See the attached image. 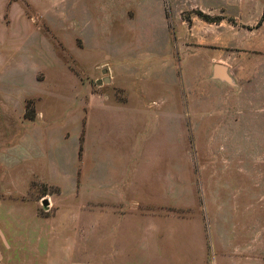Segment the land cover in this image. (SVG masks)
<instances>
[{
  "label": "crops",
  "instance_id": "1",
  "mask_svg": "<svg viewBox=\"0 0 264 264\" xmlns=\"http://www.w3.org/2000/svg\"><path fill=\"white\" fill-rule=\"evenodd\" d=\"M167 3V19L176 24L174 41L172 46L168 40L159 62L170 69L173 60L174 69H170L169 78L146 79L137 89L132 87L133 76L126 73L131 72V58L119 57V65L114 67L98 63L97 73L87 77L76 64L83 61L82 52L89 44L77 34L57 33V29L44 33L43 27L29 23L12 28L17 32L11 34L9 28L0 27V243L4 242L7 222L11 221L14 232H20L18 225L24 222L27 232L37 238L60 233L68 243L77 239L76 253L82 255L84 225L92 222L96 263L105 260L100 254L109 252L120 255L118 259L113 254L109 264H127V260L130 264H163L161 254L170 264H203L208 259L211 218L216 238L214 264H264V195L251 207L244 193L242 201L239 196L235 203L226 205L227 213L222 217L210 213L197 199H190L189 213L184 217L171 211L166 216V207L184 208L181 168L165 172L160 168L164 153H133L126 148L127 143L114 146L105 134L115 123L128 135L133 121L139 119L134 115L144 120L154 111L149 117L156 124V137L164 134L167 115L176 121L180 141L188 109L191 127L203 118L205 126L213 128L209 136L218 137L209 140L264 141V22L257 26L264 15V0ZM160 4L166 21L165 0ZM197 12L217 20L206 22ZM184 13H189L188 18ZM123 61L125 78L117 71ZM216 66L222 68L225 78L215 76ZM204 85L217 86L222 94L198 103L197 88ZM35 86L39 88L33 90ZM81 86L88 89L87 103H76L75 94ZM182 87L188 89V100H181ZM165 88L168 100L154 110L155 102L144 99ZM135 94L138 97H133ZM67 103L81 110V115L70 123L57 121L53 127L50 111L67 108ZM28 107L32 108V118L26 117ZM70 125L77 146L69 155L65 149ZM252 168L264 174V165L238 167L237 172L228 165L215 166L204 172L218 169L227 175L236 173L240 175L236 180L248 186L246 176ZM45 187L61 190L59 215L38 216L36 190ZM44 197L49 196L44 194L39 202L47 204ZM6 198L13 202L9 217L5 215ZM87 206L92 208L91 217L80 215ZM135 215L140 217V226L147 229L146 245L117 246L115 242L114 248L104 247L107 239L114 237L111 229L116 225L120 236L133 233L129 230ZM167 227L173 235L164 241L171 242L157 246L158 229ZM138 252L139 259L134 256ZM128 253L132 258L124 257ZM83 260L78 257V261Z\"/></svg>",
  "mask_w": 264,
  "mask_h": 264
},
{
  "label": "rangeland",
  "instance_id": "2",
  "mask_svg": "<svg viewBox=\"0 0 264 264\" xmlns=\"http://www.w3.org/2000/svg\"><path fill=\"white\" fill-rule=\"evenodd\" d=\"M169 10L170 7L165 0L166 19L169 17ZM184 15L188 18L189 13H184ZM26 23L43 27L44 33L57 29V33L70 36L77 34L80 39L86 41L89 45L84 48L82 52L83 61L78 62L76 68L87 77H93L97 73L95 66L98 63L107 64L109 67L119 65V62L116 61L119 57L127 60L131 58V72L126 73L133 76L132 87L134 89L139 88L146 79L157 81L158 79L161 80L162 76L169 78L171 70L174 69L173 60L170 63L172 64L171 70L168 68V64L162 65L159 62L162 54L167 51L168 40L173 46L175 24L173 19L163 20L160 0H0V27L9 28L8 32L11 34L17 32L13 31L12 28L16 29L17 26ZM162 27L164 31H162ZM92 51L95 52L94 55H92ZM117 71L125 78L124 61L122 68H118ZM38 88L35 86L33 90ZM40 88L43 89L42 86ZM221 92L220 88L213 85L198 87L197 102H204L207 97L211 98L213 95L220 96ZM87 96V87H79L75 94V100L78 101L76 103L86 102ZM136 96L137 94L133 97L136 98ZM168 97L169 94L165 88L144 100L146 103L155 102L153 105L155 110V106L161 104L162 101H167ZM188 97V89L185 90V87H182L181 100H188ZM67 105V108L59 107V109L50 111L49 114L54 120L53 127L57 121L60 124L61 120H63L61 122L69 120L70 123L72 119H76V115H81V110L78 112L77 108H71V103H67L65 106ZM31 112L32 108L29 107L27 115H30ZM153 112L149 111L148 114L152 115ZM198 113L204 114V111L198 110ZM185 114L186 124L181 125L180 141L177 140V123L169 119L167 115L164 134H160L158 137L155 134L156 124L152 121L153 117L145 115L143 120L138 114L134 115L137 117L136 119H139L133 121L132 133L125 135L120 127L114 123L113 127L106 128L105 134L110 137L114 146H121L122 142L127 143L126 148L132 149L133 153L150 151L164 153L160 168L165 172L168 169L178 171L181 168V203L185 209L174 210V208L166 207V216L169 215L170 211L182 217L187 215L190 199H197L202 207H206L210 213L213 212V214L221 217L227 213L226 205L231 204L230 202L235 203V199L239 196L240 201H242L244 193H246L247 201L250 202L251 207L256 206L260 197L264 195V174L259 172L260 170L249 169V174L246 176L248 186H243L244 183L236 180V175L240 176L239 174L227 175L218 169L212 173L204 171L206 169L209 171L211 167L220 168L228 165L237 172L238 167L264 165V141L209 140V137H214L211 136L213 128L205 126L203 118L198 119L195 127H191L188 109H186ZM68 134L70 137L67 139L65 150L70 155L76 151L77 146L75 132L73 133L71 125ZM209 134L211 135L209 136ZM123 139L125 140L123 141ZM178 150H180V158ZM159 157L161 158V155ZM159 176L162 177L161 172H159ZM60 186H62L61 182ZM36 192L38 216H54L62 212V197L59 188H38ZM44 194L49 196L44 197L47 202L46 205L39 202ZM12 205L13 202L11 200L9 202L6 198V217L11 216L12 211L9 209ZM210 207L214 208L211 209ZM84 209L80 215L91 217L92 208L87 206ZM139 220V216L133 217V228L129 230L133 233L125 237L118 234L119 227L116 225L114 229H111L114 237L110 240L107 239L108 242L104 247L114 248L115 242L119 243L117 246L120 244L129 247L146 245V242L149 241L146 235L147 229L140 226ZM25 225L27 226V223L24 222L20 226L18 225V228L21 229L20 233L13 231L11 221L6 223V236L4 242L0 243V264H109L110 258L114 254L102 253L100 255L105 260L102 259L100 263H96L98 260H96L97 257L92 250V222L84 225L83 246L85 253L82 255L76 253L77 239L68 243L60 233L53 234V236L46 235V238H37L27 232ZM208 231L210 237L208 239L209 253L208 259L206 258L203 264H214L216 255L213 245L216 238L214 223L211 218L209 219ZM156 235L154 240L157 241L156 245L164 247L168 242H171L164 240L169 239L173 232L170 227L165 230L159 228ZM63 249L74 252L66 253L62 251ZM163 255H159L163 258V264H170L168 257L166 255L163 257ZM119 256L114 254V257ZM134 256L139 259V252ZM78 257L84 258V260L78 261ZM124 257L130 259L132 254H124ZM127 261V264H130V261ZM155 263L161 264L156 261ZM198 264H202V262H198Z\"/></svg>",
  "mask_w": 264,
  "mask_h": 264
},
{
  "label": "trees",
  "instance_id": "3",
  "mask_svg": "<svg viewBox=\"0 0 264 264\" xmlns=\"http://www.w3.org/2000/svg\"><path fill=\"white\" fill-rule=\"evenodd\" d=\"M196 14H197V16H198L199 18L203 19V20L206 21V22H215V21L217 20V18H211V17H209V16H207V15L201 13V12H197ZM262 22H264V15H263V17L261 18V20L259 21V23H258L257 26L261 25ZM28 108H29V107H28ZM26 117H28V118H32V117H33V111L31 112L30 115H27V113H26Z\"/></svg>",
  "mask_w": 264,
  "mask_h": 264
},
{
  "label": "water",
  "instance_id": "4",
  "mask_svg": "<svg viewBox=\"0 0 264 264\" xmlns=\"http://www.w3.org/2000/svg\"><path fill=\"white\" fill-rule=\"evenodd\" d=\"M215 76L217 78H225V75H224L221 67H219V66L215 67ZM105 82H108V81H105ZM44 205H46V203H44Z\"/></svg>",
  "mask_w": 264,
  "mask_h": 264
}]
</instances>
